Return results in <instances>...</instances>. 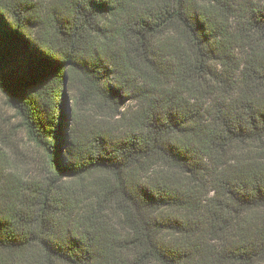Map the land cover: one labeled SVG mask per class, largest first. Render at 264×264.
<instances>
[{
  "label": "trees",
  "instance_id": "16d2710c",
  "mask_svg": "<svg viewBox=\"0 0 264 264\" xmlns=\"http://www.w3.org/2000/svg\"><path fill=\"white\" fill-rule=\"evenodd\" d=\"M0 93V264H264V0H0Z\"/></svg>",
  "mask_w": 264,
  "mask_h": 264
},
{
  "label": "rangeland",
  "instance_id": "374dc122",
  "mask_svg": "<svg viewBox=\"0 0 264 264\" xmlns=\"http://www.w3.org/2000/svg\"><path fill=\"white\" fill-rule=\"evenodd\" d=\"M37 6L46 8L50 5L53 0H32ZM65 94L67 98V107L69 114L67 115L66 122L70 126L73 122L72 111L75 109L78 113H91L92 121L100 123L97 120V116L100 114V111L95 104L97 103L94 99L90 98V93L81 91L79 84L71 85L67 84L65 87ZM124 107H129L132 105L130 99H124ZM98 110V115H97ZM99 118V117H98ZM18 117L15 115L14 110L5 102L3 95L0 93V138L5 139V137L12 134V137L15 138L14 143L16 147L10 152L9 160H13L14 163L21 164L26 163L25 167L35 171H44L42 170V151L32 145L30 142L25 140V136L22 128L12 131V127L18 122ZM65 121L63 120V123ZM6 150V145L3 143V140H0V150ZM7 152V151H6ZM33 166V167H32Z\"/></svg>",
  "mask_w": 264,
  "mask_h": 264
}]
</instances>
